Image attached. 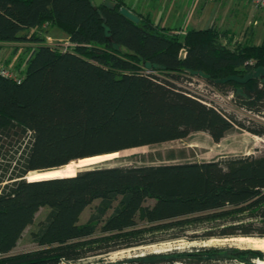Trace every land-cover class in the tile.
Listing matches in <instances>:
<instances>
[{
	"label": "trees",
	"instance_id": "1",
	"mask_svg": "<svg viewBox=\"0 0 264 264\" xmlns=\"http://www.w3.org/2000/svg\"><path fill=\"white\" fill-rule=\"evenodd\" d=\"M114 1L107 7L93 0H0V41L28 42L20 80L0 75V264H81L90 254L175 239L188 229L189 239L264 237V152L171 161L187 149H169L170 161L110 164L116 156L27 177L194 131L219 141L235 119L179 83L193 74L233 90L248 108L264 107V75L253 72L264 67V37L233 42L214 25L181 32L138 12L134 22L119 12L126 2ZM52 26L71 44L46 41ZM148 156L155 158L140 159ZM42 207L30 232L37 247L12 253ZM199 227L206 229L198 235ZM263 256L258 248L201 245L127 261L258 264Z\"/></svg>",
	"mask_w": 264,
	"mask_h": 264
},
{
	"label": "rangeland",
	"instance_id": "2",
	"mask_svg": "<svg viewBox=\"0 0 264 264\" xmlns=\"http://www.w3.org/2000/svg\"><path fill=\"white\" fill-rule=\"evenodd\" d=\"M125 1L130 7L135 9L141 10L142 8L146 7L148 10H150L152 17L155 20L161 18V20L165 24L172 26L174 28L180 27V29L182 28L181 32H184L186 28H189L192 25L191 22L192 16L195 13H197L196 9L200 0H191L192 3L191 7L186 6L189 3V0H125ZM247 6H249L250 8L253 7L251 4H248ZM252 10L253 9L251 8L250 11ZM248 18L250 19V21H252L253 14L250 13L249 16L244 21H246ZM56 28H57L56 26H52L51 28H49L48 31L45 33V36L48 37L49 41L51 42L54 43L57 42L62 45H67L66 43L68 41V38L65 39L59 38L60 35L57 34L56 31H54ZM254 28L256 30V34L253 35L252 37L253 39L251 41L255 43L260 42L264 37V21L263 20L259 21L258 24L254 25ZM62 32L64 33V31ZM3 54L5 56H8V60L6 64L9 68L13 69V71H15L16 74H22L24 72L25 58L27 55V50L25 49V47L19 46L17 48H14L11 46L9 49L6 50V52L2 51L0 56H3ZM253 72L256 74L264 75V67L257 68ZM179 83L182 86H184L186 89H192L196 92L202 93L200 87L195 85L196 83L193 86L189 85L188 79L185 81L184 80L180 81ZM214 102H216L215 105L217 107H220V110L227 117H229L232 121L234 120L233 116H234L235 107L234 104L231 102V100L222 101V100L214 99ZM246 131L253 132L248 128H246ZM246 131L244 133L241 129L233 126V128L229 130L219 141H214L206 131H202V130L194 131L182 138L123 149L119 152L118 155H116L119 156L120 158L113 160L112 159L113 157H111V159L110 158L108 159L113 160L110 162V164H120V165H130V164H139V163H158L161 161H170L169 159L165 158L166 157L165 153L169 149L177 150L179 148L187 149L185 156L175 158L171 161H179L186 159L208 160V159L224 157L228 155H235V156L247 155V154L257 155L263 153L264 147L262 146V143L260 141L253 142L254 140L250 136V133ZM158 152L161 153L162 155L161 158L157 156ZM149 153L154 155L155 158L150 159L148 156L146 160L140 159L141 154L147 155ZM55 169L36 171L35 175H31L28 177L55 174L57 173L54 172ZM74 169H71L69 171H61V172H70ZM96 202L97 200H94V202H92L90 205L86 206L82 210L79 218L80 222L85 221L89 217L90 213L93 211ZM149 202H151V200H149ZM45 211H46L45 207H42L40 210L37 211L33 222L26 226V228L22 232V235L18 239L16 245L11 250L12 253L21 252L37 247V244L31 239L30 232L32 229H34L37 226L39 219L43 217ZM197 229L198 230H195V233L199 235L206 228L199 227ZM193 232L194 230L188 229L185 230L184 235L175 239H165L156 242H149L146 244H139L135 246L119 247L105 253L90 254L87 257L81 259L80 263L85 264L87 262L88 264H130V262H128L127 259L136 255H143L146 253L167 252V251H172L174 249L188 250L191 247L201 246V245H220V246L248 248V247L235 246L227 243L219 244L213 242L210 244L208 243L206 244V241L210 238L222 239L221 237H216V236H211L208 238L195 237L193 239H189L187 236L191 235ZM166 242H169L170 244H172V246L164 250L155 251L144 247L152 244L158 245ZM261 250L264 253V249ZM255 261L258 264H264V256L262 259L260 258L255 259ZM60 264H72V263L69 261H62ZM156 264H167V263L164 261H159Z\"/></svg>",
	"mask_w": 264,
	"mask_h": 264
},
{
	"label": "crops",
	"instance_id": "3",
	"mask_svg": "<svg viewBox=\"0 0 264 264\" xmlns=\"http://www.w3.org/2000/svg\"><path fill=\"white\" fill-rule=\"evenodd\" d=\"M191 4V0H189V3L186 6L191 7ZM248 4L253 6L251 7L253 9L252 11H250L251 8L247 6ZM128 7L134 12L150 15L153 21L159 22L161 25L172 27L165 24L161 18L155 20L152 17L150 10H148L146 7L142 8L141 10L132 8L129 5ZM196 10L197 13L192 16V25L190 27L202 28L214 25L221 29H227L229 31L228 35H232L233 42L238 40L251 41L253 39V35L256 34L254 25L258 24L261 20L264 21L263 10L255 7L249 0H200ZM250 13L253 14L252 21H250L249 18L244 21ZM54 31L60 35L59 38H68L61 29L56 28ZM27 44L28 42L24 41H0V54L2 51L6 52V50L11 46L17 48L19 46L25 47ZM0 60L5 62L8 60V56L3 54V56H0Z\"/></svg>",
	"mask_w": 264,
	"mask_h": 264
},
{
	"label": "built area",
	"instance_id": "4",
	"mask_svg": "<svg viewBox=\"0 0 264 264\" xmlns=\"http://www.w3.org/2000/svg\"><path fill=\"white\" fill-rule=\"evenodd\" d=\"M255 7L260 8L263 10L264 13V0H249ZM46 41L50 43H54L49 41L48 37H46ZM50 38V37H49ZM66 44H71V42L68 40ZM182 55L184 54V50H181ZM0 75L12 77L16 79L17 81L20 80V77L18 74L13 71V69L9 68L5 63H3L0 60ZM196 83V84H195ZM188 84L189 85H197L202 90V93L196 92L192 89H187L189 93L194 95L196 98H198L200 101L207 105L214 106L218 109L220 107H217L214 102V99L218 100H224L229 101L234 104V119L233 122L234 126L241 129L244 133L246 131V128L253 127V126H263L264 127V107L260 111H255L251 108L246 107L244 104H241L235 100V93L233 90L228 89L225 91H221L214 87L210 82H208L203 77L193 74L190 75V78H188ZM250 136L255 141H260L262 143V146L264 147V131L263 132H250Z\"/></svg>",
	"mask_w": 264,
	"mask_h": 264
},
{
	"label": "bare ground",
	"instance_id": "5",
	"mask_svg": "<svg viewBox=\"0 0 264 264\" xmlns=\"http://www.w3.org/2000/svg\"><path fill=\"white\" fill-rule=\"evenodd\" d=\"M139 148V147H138ZM120 151L112 152V153H106L101 155H96L92 157H86L78 160H73L69 162L68 164H65L57 169L54 170V172L61 173V171H69L71 169H78L81 166H84L86 164H90L92 162L100 161L103 159H108L111 157H114L119 154ZM88 166V165H87ZM36 170L30 171L27 174L28 176L35 175ZM219 243V244H231L235 246L240 247H252V248H258V249H264V237H253V236H237V237H229V238H222V239H216V238H210L206 241V244L210 243ZM172 246L169 242L161 243V244H152L149 246H144L145 248H148L150 250H164ZM142 247V248H144Z\"/></svg>",
	"mask_w": 264,
	"mask_h": 264
},
{
	"label": "water",
	"instance_id": "6",
	"mask_svg": "<svg viewBox=\"0 0 264 264\" xmlns=\"http://www.w3.org/2000/svg\"><path fill=\"white\" fill-rule=\"evenodd\" d=\"M93 2L96 4V5H99V4H103L104 6H107V7H114L116 2L114 0H93ZM119 12L123 15H125L126 17H128L129 19H131L132 21L134 22H138L139 21V16L134 12L132 11L129 7L125 6V5H121L119 7ZM94 163V162H92ZM91 164V163H90ZM86 165H89V164H86ZM83 167V166H82ZM81 168V167H79ZM78 168V169H79ZM25 177V176H24ZM26 178V177H25ZM45 178H48V177H45ZM27 179V178H26ZM28 180V179H27ZM239 236V235H238ZM240 236H247V235H240ZM252 248V247H250Z\"/></svg>",
	"mask_w": 264,
	"mask_h": 264
}]
</instances>
